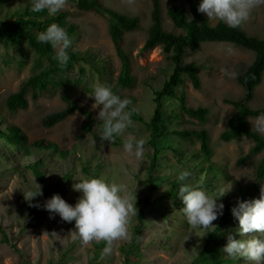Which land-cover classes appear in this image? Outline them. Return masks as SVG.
<instances>
[{"label":"rangeland","instance_id":"374dc122","mask_svg":"<svg viewBox=\"0 0 264 264\" xmlns=\"http://www.w3.org/2000/svg\"><path fill=\"white\" fill-rule=\"evenodd\" d=\"M99 1L107 9L137 16L141 20L140 31L124 35V48L132 58L136 86L120 92V97L129 99L126 110L136 112L143 122L131 116L133 124L123 135L114 139L120 145L111 146L100 144L90 135H81L84 118L79 112L53 128H45L42 125L43 118L64 107L58 95L31 100L27 109L10 112L6 100L30 76L36 53L26 42L17 48L0 44V112L7 121L6 124H0V128L4 129L7 124L20 127L28 138L26 148L32 142L44 139L68 151L64 158L47 150L32 151L27 155L24 149L13 148L0 137V264H218L219 260L224 261L222 264H250L242 258H230L221 252L227 243L225 235L228 233L224 227L217 230L221 215L212 222L215 226L213 229L191 227L180 211L182 204L177 198V191L180 184H188L209 195L219 196L231 188L218 198L217 202L225 206L240 189H247L253 180L257 162L264 154L258 155L255 161L250 160L248 164L238 166L237 160L247 155L253 142L246 138L223 142L219 137L229 118L236 112L233 106L225 104L223 100L243 96L244 89L237 82V76L251 65L254 52L229 43H204L198 52L186 58L187 62L195 61L202 67L201 90L196 91L188 84L185 91L189 106H202L210 110L209 121L201 127L210 134L214 155L207 162L200 153L198 142H185L170 134L158 141L160 151L156 159L157 166L150 174L155 149L148 144L151 138L145 123L154 114V88L163 80L166 65L161 48L152 51L143 49L147 30L151 26V0ZM175 1L161 0L163 10ZM10 6L1 7V18L11 17L15 7ZM62 11L69 12L68 21L79 27L81 40L74 44V48L79 51L96 49L110 66L115 79L121 63L109 35L108 18L94 12L81 13L69 4ZM210 22L214 25L218 21ZM243 28L248 34L264 40V5L251 10ZM229 48L232 49L231 54L227 52ZM225 70L234 72L235 77L226 76ZM55 79L68 83L71 97L89 109L95 118L99 108L93 105L94 99L90 97L94 86L103 84L112 87L82 63L55 76ZM251 108L264 109V74ZM164 113L167 115L165 131L168 133L181 128H200L197 121L187 117L182 120L177 116L178 102L174 99L164 100ZM251 123H254V119L250 120ZM129 134L145 140V151L139 159L123 150V141ZM37 160L42 161L40 179L33 171L26 169ZM210 165L226 170L230 178L214 176L207 171ZM181 172L189 173L183 181L178 180ZM150 175L152 182H149ZM100 177L125 185L126 194L137 208V214L129 220V239L112 241L108 253L103 252L107 246L106 243L102 246L103 240L83 242L73 238L70 232L75 230L74 221L63 222L58 215L50 218L48 211L41 214L37 221H31L30 204L34 205L35 201L42 199V187L61 186L59 196L73 205L80 195L72 190L73 183ZM34 181L41 186L42 195L31 202L25 201L23 194L29 189L35 190ZM171 193L176 196H169ZM258 198L259 194L251 192L245 201ZM138 216L142 218L139 235L134 231ZM237 226L236 220L230 226L235 230L234 239L241 238L236 232ZM211 233H218V240L207 244ZM5 238L8 242H5Z\"/></svg>","mask_w":264,"mask_h":264},{"label":"trees","instance_id":"16d2710c","mask_svg":"<svg viewBox=\"0 0 264 264\" xmlns=\"http://www.w3.org/2000/svg\"><path fill=\"white\" fill-rule=\"evenodd\" d=\"M182 1L176 0L164 11L161 0H151V26L147 30L143 49L152 51L158 47L161 48L165 54L166 65L163 69V80L157 88H154V114L150 121L145 123L151 138L148 144L155 149L154 158L149 168L150 174L157 166L156 159L160 151L158 141L170 136V134L185 142H198L200 153L207 162H210L214 155L210 134L204 127H201L209 121L210 110L202 106L197 108L189 106L185 91L188 84H191L196 91H200L202 88V67L195 61L187 62L186 58L198 52L204 43H229L255 54L251 65L237 76V82L244 89L243 96L238 99L223 100L225 104L233 106L236 112L229 118L219 137L223 142L243 138L253 142V146L247 155L239 158L236 162L238 166L246 165L250 160L255 161L258 155L264 154V136L252 130L249 122L250 119H255L256 116L264 113L263 108H251L256 88L261 85L264 74V40L248 34L243 28L244 23L235 29L227 27L220 21L212 25L206 14L197 11L200 0ZM67 4L75 7L81 13L94 12L108 18L109 35L121 63L119 74L113 79L114 75L110 66L101 58L96 49L88 48L79 51L74 48V44L81 40V34L79 27L68 21L69 12L60 11L54 16H49L46 11L33 13L31 0H0V14L2 6L11 5L15 7L11 17H0V44L17 48L26 42L36 53L30 76L21 83L17 92L7 98L6 107L10 112H17L27 109L31 100L38 101L40 98L58 95L64 102V107L43 118L42 125L45 128H53L75 112H79L84 118L81 126L82 136L90 135L100 144L118 146L120 145L118 141L113 140L109 143L99 139V132L103 126L102 121H98L89 109L73 99L69 92L68 83L57 81L55 76L64 74L72 70L76 64L82 63L89 66L99 78L108 81L115 94L120 96V92L133 89L136 86V77L133 75L131 55L124 48V35L140 31L142 29L141 20L137 16L107 9L99 0H67ZM52 23L63 27L73 41L68 50L69 62L63 66L52 59L54 53L49 45L36 40L37 33L45 30ZM166 98L178 102L179 114L177 116L179 118L183 120L187 117L195 120L200 124V128H181L170 133L165 131L168 123L167 115L164 113V100ZM129 111L132 112V118L143 122L136 112L131 109ZM6 123L7 121L4 120L0 112V124ZM0 137L9 146L24 149L27 155L31 154L32 151L46 150L63 158L68 154V151L61 149L56 143L44 139L34 141L26 148L28 138L17 125L7 124L4 129L0 128ZM41 162V160H37L26 167L27 170L33 171L39 179L42 177L39 172ZM207 171L213 173L214 176L230 178L228 172L222 168H214L210 165ZM149 182H152L151 175ZM262 185H264V155L257 162L254 178L248 188L240 189L234 199L223 207V214L219 219L220 227L217 230L224 227L226 231L228 230L226 237L229 234L233 237L236 236L235 230L230 227L235 221L230 209L236 205L238 200L245 201L251 192L260 194ZM60 188L59 185L42 187L44 196L41 200L34 202V205L38 204L40 207L32 206L30 208L31 221H37L40 218V215L46 211L43 209V204L54 194L60 195ZM169 196L175 197L176 195L171 193ZM136 221L134 231L139 235L142 218L138 216ZM4 240L8 242L6 238ZM217 240L218 233H211L208 235L207 244ZM102 246H105V241ZM222 263H224L223 260L218 261V264Z\"/></svg>","mask_w":264,"mask_h":264},{"label":"clouds","instance_id":"9594fccd","mask_svg":"<svg viewBox=\"0 0 264 264\" xmlns=\"http://www.w3.org/2000/svg\"><path fill=\"white\" fill-rule=\"evenodd\" d=\"M66 4L67 0H31V11H46L49 16H54ZM261 5H264V0H200L197 11L206 14L208 20H217L235 29L249 18L252 9ZM36 40L51 47L54 53L52 59L60 66L69 62L68 50L73 41L63 27L52 23L37 33ZM227 52L231 54L232 49H227ZM225 75L234 78L236 74L225 70ZM90 97L94 99L93 105L99 108L96 119L103 124L99 132L102 142H112L133 124L132 112L126 110L130 104L129 99H122L111 87L97 84ZM250 125L257 134H264V113L256 116L254 123ZM144 145V139H136L129 134L123 141V150L139 159L145 151ZM188 175V172H181L178 180L183 181ZM33 183L35 190L29 189L23 194L25 201L31 202L42 195L41 186L35 181ZM72 190L80 193L75 204L70 205L58 194H54L45 201L43 209L49 212L50 218L58 215L63 222L74 221L75 230L70 232L73 238L83 242L103 240L107 245L103 249L104 253L110 251L112 241L129 239V220L132 215L137 214V208L126 194L125 185L100 177L76 181ZM230 190L231 188L222 195L212 196L202 189L180 184L177 191V198L182 204L180 211L191 227L200 230L213 229L215 226L212 222L218 215L223 214L224 205L217 202L218 198ZM30 206L40 207L38 204ZM230 211L238 221L236 232L241 238L234 239L229 234L221 252L230 258H242L250 264H264V185L260 188L258 199L250 202L238 200ZM253 233L255 235H248ZM245 236L249 238L242 239Z\"/></svg>","mask_w":264,"mask_h":264}]
</instances>
